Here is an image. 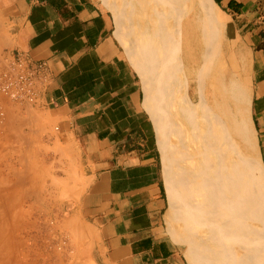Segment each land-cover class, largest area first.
<instances>
[{"label":"rangeland","instance_id":"374dc122","mask_svg":"<svg viewBox=\"0 0 264 264\" xmlns=\"http://www.w3.org/2000/svg\"><path fill=\"white\" fill-rule=\"evenodd\" d=\"M144 1L101 0L114 19L117 38L122 32L127 40V49L119 43L122 55L140 75L139 80L142 77L158 120L159 156L168 197L167 233L181 245L190 264L201 259L207 264H253L244 252L227 257V246L209 238L218 222L212 213L230 198L229 192H235V179L243 174L250 194L249 202L236 209L242 215L240 220L256 228L257 222L264 223V186L247 165L251 153L244 133L239 130L242 134L238 135L234 127L240 83L223 74L216 48L218 24L203 0H174L173 15H167L164 8L170 0H152L147 5ZM192 28L203 33L201 42L195 39L191 43ZM176 43L185 44L177 74L173 66ZM190 48L201 55L193 80L187 58ZM179 75L183 92H179ZM191 84L197 96L189 97ZM191 99L201 105L193 109L188 103ZM3 109L0 264H98L92 249L96 231L79 207L84 175L78 147L58 138L59 124L47 106L16 105L5 99ZM184 109H191L192 114ZM162 149L166 156H162ZM233 207L231 204L229 208ZM255 243L250 246L252 262L255 257L258 263L254 264H263L259 258L264 257V242Z\"/></svg>","mask_w":264,"mask_h":264},{"label":"crops","instance_id":"0c3cea01","mask_svg":"<svg viewBox=\"0 0 264 264\" xmlns=\"http://www.w3.org/2000/svg\"><path fill=\"white\" fill-rule=\"evenodd\" d=\"M212 2L222 71L240 83L237 91L246 101L264 173V0ZM202 36L192 28L191 43ZM119 43L114 19L101 0H0V57L18 50L49 61L54 79L45 101L59 124L58 138L79 150L84 175L79 207L96 231L94 261L190 264L167 233L156 113ZM184 55L185 44L176 43L175 74ZM200 56L188 50L191 80ZM178 80L183 92L180 75ZM188 92L198 95L192 84ZM196 101L188 102L193 109L201 105ZM235 122L240 135L237 117Z\"/></svg>","mask_w":264,"mask_h":264},{"label":"bare ground","instance_id":"6f19581e","mask_svg":"<svg viewBox=\"0 0 264 264\" xmlns=\"http://www.w3.org/2000/svg\"><path fill=\"white\" fill-rule=\"evenodd\" d=\"M150 1L152 2V0H145L144 3L147 5V3ZM203 1H204V3H206L207 11L210 14H212V16L214 17V20H215V17H216L215 6H214L212 0H203ZM173 2H175V1L170 0V1H168V4L165 3L164 8L166 11H168L167 15H170V14L173 15L174 13H176L173 10L174 6L172 7ZM111 4L109 3V6ZM141 5H142V3H141ZM143 6H144V4H143ZM110 7L119 13L120 10L118 8H116L115 5L112 4V6H110ZM152 8H154V7H152ZM131 11H132V9H131ZM118 35H119L118 37L120 39V43L124 46L125 49H127L128 44H127V40L125 39L123 33L120 32V34H118ZM235 106H236V117H237L238 123H239L238 130H240L244 133L245 138L247 140V146L246 147L249 149V151L251 153V160L248 158L249 163H247V165L249 164L252 166L254 172L256 173L257 177L259 178L258 180L260 181V183H263V186H264V173H263L262 168L260 166V162L257 159V156L255 155V149L253 151L254 138H253V135L251 132V125H250V121H249V117H248V113H247V105H246V101H245L243 95H241V94L237 95L236 101H235ZM248 128L250 129L251 134L249 133ZM251 136H252V138H251ZM162 153H163L162 156H166L165 151L163 149H162ZM245 173H247V171H245ZM246 177H247L246 174L245 175L243 174L241 176H238L235 179L236 182H234V187H233V188H236L235 192H233L234 190L232 191V194L229 192L228 196H230V198L228 197V199H226L225 201L222 200L223 202L221 203V206L219 207L217 212L212 213V216H213L215 222H216V220H218V222L216 224H214V228H212V234H211L212 236L209 238H211V239L217 238L219 243L225 244L227 246V248L225 249L227 257L231 256V255L235 256V255L240 254V252H244L243 255H245V253H247L248 256L251 257L253 260V257L251 256L252 250H251L250 246H254V244H256L255 241H257L258 243L264 242V227H263L264 223L260 224L257 222L258 228H256V227H252L250 225H245L240 220L242 215H241L240 211H238V210L242 209L245 206V204H247L249 202L248 201L249 196H247V194H250V190H249V186H248V179ZM241 183L244 185V187L241 186ZM245 184L247 186H245ZM214 190L215 189H213L211 191L213 192ZM263 190H264V187H263ZM214 192L217 193L216 190ZM224 192H225V190H224ZM220 194H221V192H220ZM213 195H214V193H213ZM223 195L225 196V194H223ZM223 195H221L220 197L223 198ZM217 202H219V200ZM213 203H215V202H213ZM208 204H209V202H208ZM231 204L235 205V208L234 207L229 208ZM203 205H204V202H203ZM217 205H219V203ZM224 206H226V207H224ZM197 208L199 209V206ZM191 209H192V207H191ZM236 209H238V210H236ZM246 211H248V210H246ZM245 213H247V212H245ZM233 214H234V216H232ZM225 217L227 219H225ZM232 217H233V219H232ZM256 219H257V217H256ZM256 219H254V220H256ZM244 226H245V229H244ZM211 243H214V241L212 240ZM245 257H246V255H245ZM249 257H247V259ZM244 260H245V258L242 259V261H244ZM252 260H251V263H253V264L258 263L257 260L255 259V257H254V262H252ZM198 261L199 262H197V263L193 262V264H207L202 259L198 260ZM260 261H262L264 264V257L262 260L259 258V263H260ZM243 263H245V261Z\"/></svg>","mask_w":264,"mask_h":264},{"label":"built area","instance_id":"2783aa9c","mask_svg":"<svg viewBox=\"0 0 264 264\" xmlns=\"http://www.w3.org/2000/svg\"><path fill=\"white\" fill-rule=\"evenodd\" d=\"M53 79L47 59H35L18 50L5 51L0 59V123L5 99L16 105L47 106L45 95Z\"/></svg>","mask_w":264,"mask_h":264}]
</instances>
